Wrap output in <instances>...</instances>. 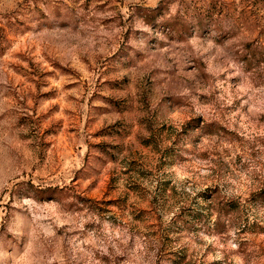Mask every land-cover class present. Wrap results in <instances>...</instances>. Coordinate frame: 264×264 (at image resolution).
<instances>
[{"label":"rangeland","instance_id":"374dc122","mask_svg":"<svg viewBox=\"0 0 264 264\" xmlns=\"http://www.w3.org/2000/svg\"><path fill=\"white\" fill-rule=\"evenodd\" d=\"M0 264H264V0H0Z\"/></svg>","mask_w":264,"mask_h":264}]
</instances>
